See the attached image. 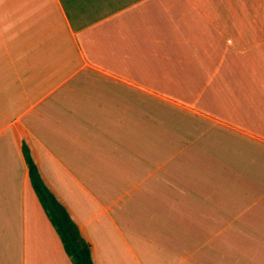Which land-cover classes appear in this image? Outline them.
Returning <instances> with one entry per match:
<instances>
[{
  "label": "crops",
  "instance_id": "crops-1",
  "mask_svg": "<svg viewBox=\"0 0 264 264\" xmlns=\"http://www.w3.org/2000/svg\"><path fill=\"white\" fill-rule=\"evenodd\" d=\"M264 264V0H0V264Z\"/></svg>",
  "mask_w": 264,
  "mask_h": 264
},
{
  "label": "trees",
  "instance_id": "trees-1",
  "mask_svg": "<svg viewBox=\"0 0 264 264\" xmlns=\"http://www.w3.org/2000/svg\"><path fill=\"white\" fill-rule=\"evenodd\" d=\"M22 153L28 167L30 184L52 225L56 229L65 252L73 264H93L90 243L80 234L75 222L64 206L56 199L42 181L37 167L30 157L26 144H22Z\"/></svg>",
  "mask_w": 264,
  "mask_h": 264
}]
</instances>
